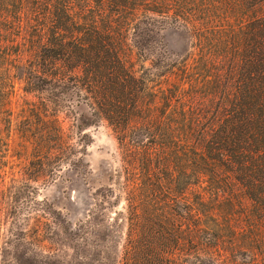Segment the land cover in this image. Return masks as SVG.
Returning <instances> with one entry per match:
<instances>
[{"label": "trees", "instance_id": "trees-1", "mask_svg": "<svg viewBox=\"0 0 264 264\" xmlns=\"http://www.w3.org/2000/svg\"><path fill=\"white\" fill-rule=\"evenodd\" d=\"M155 22L189 44L144 65ZM71 91L114 133L122 264H264V0H0V192L26 213L82 168Z\"/></svg>", "mask_w": 264, "mask_h": 264}, {"label": "rangeland", "instance_id": "rangeland-1", "mask_svg": "<svg viewBox=\"0 0 264 264\" xmlns=\"http://www.w3.org/2000/svg\"><path fill=\"white\" fill-rule=\"evenodd\" d=\"M148 25L153 32L150 35L152 42L148 41V46L141 47L148 58L144 65H148L150 59L169 60L185 52L189 44L186 31L166 25L159 28V22ZM127 42H131L130 37ZM135 50L133 47L131 59L137 67L140 61L135 59ZM162 54L166 57L160 56ZM67 96L71 110L59 113L62 127L69 131L73 116L79 117L86 124L80 127L77 135L84 132L90 136L82 168L76 170L64 165L52 180L34 192L35 198L44 200L54 212L53 218L40 209L26 213L20 199L2 198L3 192H0V264H98L97 259L102 260L106 253L116 255L114 264H122L119 258L126 223L123 184L119 177L121 161L114 133L105 120L95 117L91 107L77 101L81 96H75L74 91ZM193 103L188 101V105ZM113 210L121 213L118 225L113 222L110 227L113 238L110 242L107 239L110 231L105 228L109 226L108 217L114 215ZM39 214L44 216H36ZM69 230L78 231L80 235L70 239L67 236ZM103 231L106 239L101 240ZM74 241L77 246H72Z\"/></svg>", "mask_w": 264, "mask_h": 264}]
</instances>
